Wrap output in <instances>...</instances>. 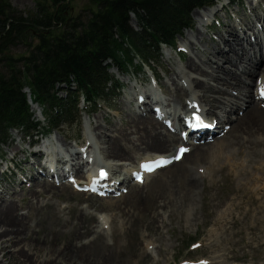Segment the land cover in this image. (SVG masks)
I'll return each instance as SVG.
<instances>
[{"label": "rangeland", "instance_id": "1", "mask_svg": "<svg viewBox=\"0 0 264 264\" xmlns=\"http://www.w3.org/2000/svg\"><path fill=\"white\" fill-rule=\"evenodd\" d=\"M8 1L25 15L36 11L37 0ZM225 1L223 0L221 3ZM250 1L254 0H235L227 9L218 11L219 25L209 26L210 30L205 28V24L200 22L196 16L201 11H192V29L182 31L181 36L176 40V46L181 47L186 44L187 54L184 56L172 52L171 58H168L166 54L169 53V49L167 47H162V52L159 53L149 47V54L142 60L136 58L127 69L126 74H120L115 67L109 65L110 68L107 72L113 78L114 84H121V86L117 85L120 88L115 90L114 84L113 86L112 84L108 85L105 89L108 105L101 102L96 112L89 116L82 114L77 118L75 125L62 124L53 131L50 137L54 143L55 152L72 154L76 150L71 148L77 149L75 141L78 146L84 144L86 148L92 143L102 159L108 161L100 150L99 146L103 144L99 140V135L105 136L101 138H110V132L105 131L103 134L101 131L112 130L114 126L119 128L123 123H126L127 118L124 113L128 109L136 108L134 102L137 92L134 91V88L131 89V84H134L133 79L140 82L136 86H141L142 93L146 90L147 94V88L150 86L147 81L151 80L150 71L157 76L161 83V89L163 88V91L157 90L159 99L162 98L164 102L163 107L168 112L173 110L172 113L180 117L182 110L184 112L185 100L188 98V102L191 96L186 92L179 102L171 100V97L164 91L165 87L173 91L175 83L187 86L188 83L185 79L180 80L179 72L188 70L186 66L188 59L198 63L201 60L199 56L207 59L208 52L213 50L212 45L222 44V37L229 38V26H234L239 38L245 39L244 44L240 40L248 49L249 55L255 57L252 56L254 52L250 48L252 46L249 45L251 43L249 39L253 41L256 37H249L241 32L246 28H248L246 31L251 32L249 23L253 26L252 30L264 31L263 22L256 20L261 14L264 18V3L261 2L256 7L257 12L256 10L251 12ZM88 3L89 0H69L66 3L65 14L68 17L80 14L83 7L88 6ZM215 6L219 10L221 5L216 3ZM205 12L209 13L208 10ZM260 24L262 30H259ZM129 25L134 31H140L134 15L129 16ZM200 31L203 33L199 34ZM249 35L252 36L251 33ZM251 44L256 43L252 42ZM202 45L205 47L203 48ZM24 50V47H18L14 53L19 54ZM180 56L182 60H179ZM141 68L143 69L141 70ZM240 69L242 66H238L237 69L233 67V71L239 72ZM201 79L203 78L200 77ZM174 80L175 83H173ZM129 82L131 83L128 84ZM254 86L252 84L248 88H252L254 92ZM59 89L60 96L64 97L65 92L61 90V87ZM228 89L233 91L232 88ZM234 91L236 92V90ZM25 92L28 94V90L25 89ZM126 96H128L127 99ZM146 99L148 100V97ZM147 103L149 108L153 105L150 101ZM29 106L33 121L45 125V110L30 101ZM178 106L180 108H177ZM222 107H225L226 111L214 109L209 111L208 105L204 106V110L209 112L210 117L213 115L225 116L229 105ZM178 110L181 115L177 114ZM80 111L83 113L90 109L81 104ZM46 112L49 114L48 111ZM134 112L138 115L136 111ZM148 112L147 114L151 115ZM232 115L236 116L237 111ZM99 124L103 129L97 127ZM161 130L169 131L166 127ZM135 136L137 135L131 133L129 139H134ZM222 136L223 134L220 137L217 136V139L212 137L210 138L212 141L207 140V142L212 144L216 140L219 141ZM87 139L90 143L86 142ZM29 141L31 140L25 138L23 132L9 130L4 144L0 143V154L5 157L4 160L8 164L18 166L15 171L8 170V172L2 173L5 169V161L0 162V195L4 200H14L19 214L29 215L25 221L24 231L30 234L31 243L42 247L44 244L38 243V241H42L39 239L43 236L48 237L54 231H59L57 234H61L62 231L75 232L77 214L82 216L88 213L95 217V220L92 218L90 221L89 219L88 224L91 229L81 234L82 237H77L73 244L79 245L82 241L91 239L95 232H103L96 236L98 237L96 240L90 241V248L92 251H96L98 258H105L104 261L107 264H202V262H206V264H264V154L257 156L245 145L238 146V141L233 136H227L223 143H219L220 146L218 145L214 149L213 158L183 160L184 170H181L180 175L173 182H169L171 174H169L168 168L163 171L159 170L149 183L143 186V194L151 192L152 195L146 204L148 208L144 212V217L139 220L135 218L134 213H137L144 205H119V202L116 204L118 198L114 199L113 196L94 200H92L93 198L87 199L88 195L76 193L70 185L67 188L72 192L54 190L52 193L46 194L41 193L40 188L32 187L29 190L31 192H28L27 184L21 189L20 186L23 185V182L20 174L25 178L23 180H27L26 176L30 174L40 176V173L34 170L35 166L32 165L35 158L30 155V151L34 149ZM178 142H174L167 153H173ZM137 143L139 142L137 141ZM79 152H82L83 156L84 151ZM36 153L38 155V152ZM154 153L157 151L144 152L143 148H140L133 159L123 161V163L135 165L139 160L148 155L153 156ZM81 154L74 156V160L80 161V164ZM136 156L138 158L133 161ZM11 158H13L12 162H8L11 161ZM232 161L233 163H231ZM42 162L38 161V165L44 167ZM254 166H259L260 170H254ZM78 167L74 169L79 170ZM120 168L118 166L111 169L112 174L119 173ZM125 187L126 185L123 186V188ZM56 188L59 187L56 186ZM21 192L23 194L19 195ZM68 206L74 207V209H66ZM135 220L137 224H135ZM152 221H155L154 225H150ZM57 234L53 233L54 243L64 240V236H57ZM34 244L29 248L33 249ZM191 245H193L192 248H190ZM33 251L36 252L35 249ZM37 255H41V250ZM0 264L10 263L0 259Z\"/></svg>", "mask_w": 264, "mask_h": 264}, {"label": "bare ground", "instance_id": "2", "mask_svg": "<svg viewBox=\"0 0 264 264\" xmlns=\"http://www.w3.org/2000/svg\"><path fill=\"white\" fill-rule=\"evenodd\" d=\"M259 1L264 3V0H256V3H258ZM256 7L257 4H255L253 1H250V11L254 12L256 10L257 12ZM221 9H224L223 5H221L219 10ZM219 10H217L216 8L214 9L215 13ZM205 11L206 10H201V12L196 16H198L200 22L207 24L210 22L211 14H213L214 11H209V13ZM256 20H259V22H263L264 27L263 14H261L260 17L258 16ZM248 25L251 32L246 31L248 30V28H246L245 30L242 29L243 32L241 33H243L244 35H248L249 37H256L253 41L249 39V42L256 43H249V45L253 47H250L254 52L252 56L255 57H251L249 55L248 49L243 45L245 39L242 40L241 37L239 38V35L234 29V26H229V38L222 37V44L212 45L213 50L208 52L207 59L201 58L199 56V58L201 59L199 63L195 62L192 59H188V61L186 62L188 70L179 72V75H181L180 80L185 79L188 83L187 86L183 84H181L180 86L179 84L175 83L174 80L173 83H175L174 85L176 86L173 91L168 90L167 87H165L164 91L171 97V100L179 102V99H181L182 95H184L186 92V94H189L191 96L188 102V98L185 100L186 105L184 107V112L182 110L181 114L184 115L186 113L187 106L197 105L206 116V118H210L211 120L216 121V123L221 127V130L217 133H204L201 136H197L196 139H194L195 141H193L191 144H184L185 146H187V151L183 154L182 159L178 163H173L160 169L161 171L165 170L166 168L169 169V174H171L169 182H173L180 175L181 170H184V167L182 165L183 160L187 158L191 160L206 158L209 159V157L213 158V154L215 152L214 149L218 147L219 143H223L226 140L227 136H233L235 140L238 141V146L245 145L246 148L250 149L251 152L257 156H261L264 154V107L257 102L256 91L253 92L252 88H248V86L252 84L253 86L255 84L254 89L264 84V31L257 32L256 30H252L253 26L251 23H249ZM259 30H262L261 24ZM200 33L202 34L203 32L200 31L199 34ZM249 33H251L252 36H250ZM240 39L242 40L243 44ZM190 41L189 43L194 45V43H191ZM246 45L248 46L247 43ZM182 46L187 47L186 44H183ZM204 47L205 46H203V48ZM238 66H242V69H240L239 72L236 70L233 71V67L237 69ZM200 77L203 79L200 80ZM205 77H209L208 79H210L211 81L208 79H204ZM211 82L213 84H210ZM157 86L161 88V83L157 82ZM133 88V84H131V89ZM228 88H232L233 91H230ZM161 90L163 91V88ZM234 90H236V92ZM132 92L134 93V91ZM147 94L146 90L142 93V87L139 88L135 99L136 108L128 109L124 113L127 118L126 123H123V125H121L119 128L114 126L112 130L104 129L101 131L103 134H105V131L110 132V135L108 134L110 138H101L105 136L101 134L99 135V140L103 144L99 146L100 150L108 159V161H105L103 159V165H106V167L108 168V172L111 173L112 176H119L120 179L117 178V184L127 185V191L114 198H118L116 200V204L119 202V205L125 204L126 206H128V204L144 205V207H142L137 213H134L136 215L135 218L138 220L141 217H144V212L148 208L146 204H148V201L152 195L151 192L148 194H146L147 192L143 194V186L149 183L152 177L157 172H159V170L155 173L146 175L142 183L132 182L131 172L135 169V167L131 164L127 165L123 163V161L126 162L130 159H133L134 155L136 154V152H138V150H140V148H143L144 152L157 151V153H154L153 156H174L175 152L171 154L167 152L170 150V147L174 142L179 141L178 144L182 142L179 135L175 133V131H171V129L168 128H166L169 130L168 132L161 130L165 126L158 119H153L154 116L152 114V107L153 105L162 104L163 101L162 99L156 98V100L158 99L159 102H155V104H153L149 108V104L146 101V98H149V89ZM140 95L145 98V101H143V103L141 104H138L137 97ZM128 96H126L125 98L127 99ZM126 99L125 101H127ZM205 105L209 106V111H212L213 109L216 111H226L225 107H222L223 105H229V109L227 110V114L225 116L222 115L217 117L213 115L212 117H210L211 115L209 114V112L204 110ZM177 108L180 107L178 106ZM148 110L151 111V113H149L151 115L147 114ZM134 111H136L138 115H136ZM178 111L177 114H180V111ZM235 111H237V115L233 116L232 114ZM172 112L173 110L170 111V113H167L171 117L172 126H181L182 115L180 114L181 116L177 117V115H174ZM226 126H228L227 129ZM97 127L99 129L102 128L101 124L97 125ZM220 132L223 133L222 138L219 139V141L216 140V142L208 144L207 140H210V138L212 137H214V139H217V136H219L217 134H219ZM131 133H134L137 136H135L134 139H129ZM137 141L139 143H137ZM93 147L94 146L92 145V143L88 145V149H86L87 155L88 153H90L89 151ZM66 150L67 148L65 149V152ZM36 152H38V155ZM32 153V157L35 158L32 162V165L35 166L34 170H36V172L40 174H46L47 166L43 163L42 165H44V167L38 165V161L40 163L42 162L41 152L39 153V150H33ZM79 153L81 154L82 152L76 150L72 152V154L67 153L66 156H69L68 158L72 163L70 164L69 170L74 173V177H76L77 179H83V174L80 170L81 167L83 168V165L86 164V162L83 160L82 154V165L80 164V161L74 160V156H80ZM138 156H136L133 161H135ZM147 158H150V155L146 156L144 159ZM58 162L60 163L58 169H55L53 171L55 176L51 175V178H53L52 182H47L46 179L37 180V178L39 177L35 174H31L29 176L31 184L26 187L28 189V192H31L29 191L31 190V187L40 188L39 191L46 194L52 193L54 190H60V192H72L68 189L69 187L67 183H56L58 176L62 179L67 178V176L65 177V175L62 177L60 173V171L63 170L62 168L59 169V167L64 165L62 158H59ZM231 163H233V161ZM93 164L94 163H92V165ZM77 166H79V170L74 169L77 168ZM98 166L99 165L96 164L95 166L93 165L90 167L92 171L95 172L97 171V168H99ZM118 166L121 167L119 173L112 174L111 169ZM100 168H104V166L101 165ZM253 168L254 170H260L259 166H254ZM122 171L124 172L122 173ZM49 172L51 171L49 170ZM55 185L59 188H56ZM167 185L169 184L167 183ZM75 192L78 193L77 191ZM22 194L23 193L21 192L19 195ZM79 194L88 195L87 199L93 198L92 200H94L98 198L97 196L91 194ZM66 209L71 210L74 209V207L68 206ZM28 217L29 215L26 216L18 213V209L14 200H4L0 195V259L2 261L5 260L10 264H107V262L104 261L105 258H98L95 253L96 251H92L90 248V241L96 240L98 238L96 236L101 235L103 232H95L91 239L82 241V243L79 245L76 244L75 246L73 244L77 237L81 236V234H84V232L90 231L91 226L88 224L89 219L90 221H92V218L95 220L94 216L88 213H85L82 216H80V214H77L74 226V228L76 229L75 232L69 233L67 231H62L61 234H57L59 231H54L50 235H48V237L43 236V238L39 239L42 241H38V243L44 244V246L42 247L38 244L31 243L30 234L27 231H24L25 221L26 219H28ZM135 224H137V221ZM152 224L154 225L155 221H152L150 223V225ZM53 233H56L57 236H64V240H62L61 242L58 240V242L54 243L55 236L53 235ZM21 234H23V236H21ZM32 244L35 245L33 246V249H35L36 252L31 249L32 247L29 248V246ZM39 250H41L40 256L37 255Z\"/></svg>", "mask_w": 264, "mask_h": 264}, {"label": "trees", "instance_id": "3", "mask_svg": "<svg viewBox=\"0 0 264 264\" xmlns=\"http://www.w3.org/2000/svg\"><path fill=\"white\" fill-rule=\"evenodd\" d=\"M67 1L37 0L36 11L25 15L0 0V143L9 130L32 136L73 126L80 99L94 109L97 100L107 99L109 62L124 72L149 47L158 53L162 45L173 46L190 28L192 11L214 2L89 0L80 14L68 17ZM130 15L139 32L130 27ZM18 47L24 52L14 53ZM25 89L45 110L46 126L33 121Z\"/></svg>", "mask_w": 264, "mask_h": 264}, {"label": "snow or ice", "instance_id": "4", "mask_svg": "<svg viewBox=\"0 0 264 264\" xmlns=\"http://www.w3.org/2000/svg\"><path fill=\"white\" fill-rule=\"evenodd\" d=\"M261 95H264V89L261 90ZM197 119H199V117ZM179 151L181 154H183V152L187 151V149L181 148ZM177 158H179V157H177ZM103 174L105 176L107 175V173H103ZM202 264H206V262H202Z\"/></svg>", "mask_w": 264, "mask_h": 264}]
</instances>
